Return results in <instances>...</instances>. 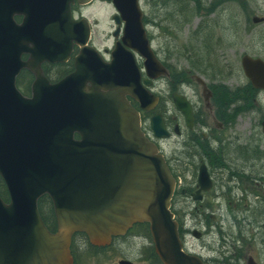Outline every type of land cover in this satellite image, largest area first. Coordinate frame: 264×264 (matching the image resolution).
Listing matches in <instances>:
<instances>
[{
	"label": "water",
	"instance_id": "obj_1",
	"mask_svg": "<svg viewBox=\"0 0 264 264\" xmlns=\"http://www.w3.org/2000/svg\"><path fill=\"white\" fill-rule=\"evenodd\" d=\"M42 1L35 0L36 16L27 14L19 26L12 16L20 0H0L5 3L0 14L5 16L6 28V62L0 79V171L13 197L10 205L0 200V264H71L68 248L73 231L86 230L92 241L99 242L101 236L118 233L140 219L154 222L159 253L167 260L171 254L163 241L168 242V234L159 229L173 181L155 146L142 136L126 99L131 94L144 101L133 55L128 56V77L126 65H119L115 55L112 63H102V68L98 65L91 72L78 64L87 76L75 73L45 86L39 79L30 101L20 99L14 88L21 51L38 56L39 65L52 57L53 44H70L74 38L87 41L88 35H69L74 23L69 7L74 0ZM115 3L126 21L125 42L149 58V67L155 58L138 0ZM75 131L83 140L74 139ZM44 192L51 193L62 225L56 235L38 213L37 199ZM175 249L170 246L176 264H186Z\"/></svg>",
	"mask_w": 264,
	"mask_h": 264
},
{
	"label": "rangeland",
	"instance_id": "obj_2",
	"mask_svg": "<svg viewBox=\"0 0 264 264\" xmlns=\"http://www.w3.org/2000/svg\"><path fill=\"white\" fill-rule=\"evenodd\" d=\"M225 0L219 5V10L214 14H198L195 5L190 0H165L162 2H155L157 5V13L163 12V16H168V21L163 23L164 28L169 26L174 32L173 36H164L160 30L161 38H159L157 32L158 29L155 28L156 36L154 45L158 47V52L160 57L171 66L178 68L179 70L190 69L196 71L199 74H205V68L201 71L195 70L192 67L190 56L194 54L193 65H199L203 56H207L208 53H204L205 48L209 45L211 40L212 49L214 47L212 32L218 27L217 39L222 40L221 48H218L216 54H218L221 59L222 56L225 60V70L218 73L217 77L220 78L221 82H225L228 86H237L239 82L243 81L241 67H240V56L242 47L245 41L251 43L256 39V36H247L245 34L246 28V13L251 12L259 16H264V0H247L249 2V9L246 10L243 5V0ZM242 1V2H240ZM208 4H212L213 0H207ZM168 5V8H164V11L159 8V5ZM164 7V6H163ZM151 12L150 4L147 1L144 2L145 12ZM115 12L113 7L108 6L107 3L97 1L94 4H90L86 9L87 16L92 19L94 16L99 18L98 25L94 27V33L96 35V44L101 47H109L113 45V37L106 39L105 37L109 32H112L115 27L114 22L111 20V15ZM149 12V13H150ZM151 17V13L149 14ZM175 19V20H174ZM158 21V19H155ZM223 21V22H221ZM114 24V27H113ZM240 26V30L239 27ZM230 27V30H229ZM254 27V26H252ZM104 30V33L102 34ZM197 44H200L201 50L198 49ZM257 48L253 50L255 55L264 56V41H261L258 37ZM191 48H195L201 56L197 57L199 53H196ZM192 51V52H191ZM186 54V57L179 56L181 53ZM52 74L56 77L60 73L57 70H52ZM63 73V71H62ZM207 79L213 83L217 78H212L210 75L206 74ZM155 92H167L168 86L164 81H158L153 88ZM196 90V89H195ZM195 99H197L195 97ZM162 145L164 150L167 152L169 157L175 154V142L174 140L163 141ZM264 173V171H263ZM226 229L239 230L238 225L233 222L232 217L225 216L221 217ZM215 226V230H216ZM247 236H249L248 227L245 228ZM212 234L206 236L205 240L196 242L191 240L196 245L203 243H209L212 241L210 238ZM209 241V242H208ZM262 261L264 264V247L259 244Z\"/></svg>",
	"mask_w": 264,
	"mask_h": 264
},
{
	"label": "flooded vegetation",
	"instance_id": "obj_3",
	"mask_svg": "<svg viewBox=\"0 0 264 264\" xmlns=\"http://www.w3.org/2000/svg\"><path fill=\"white\" fill-rule=\"evenodd\" d=\"M211 113L213 114V120L216 119L217 116H220V106L217 105L216 102H214V104L211 106ZM220 123L222 126L221 121ZM219 146L221 147L222 144H220ZM230 168L232 169V172L230 173L231 177L229 178V182L227 183V186H225L226 180L224 176H222L223 171H213L212 172L213 177H212V183H211L210 189L199 194V195H203V201L202 202L198 201L199 203H196L194 205V208L193 210H191V213L196 214L198 217L205 216L206 212L211 207L209 203L210 199H213V198L221 199L225 197H227V199L229 200V204L227 207L232 213H238L241 215L243 212L245 213L248 212L250 214L251 212L255 210V208H250V207L247 210L246 209L247 204H244L242 206L241 202L245 201L247 196L245 198H241V197L239 198L240 194L236 190H239L243 194H246V195L255 194L253 182L256 181V179L253 178L251 174L250 176H247V172H248L247 167L245 165L240 166L239 162L234 163L233 167H230ZM232 184L235 185L236 187L233 186ZM231 185H232V188L230 189ZM225 188L228 191L227 193H226ZM198 190H200V187H198L197 184H195L194 186L193 184H191L190 188L182 189L181 193H183L185 196H188L190 200H194L195 196L198 195ZM233 195L238 197L237 203H234L232 201ZM254 199H257V198L254 197ZM185 226H186V223L184 222L182 227L185 228ZM137 232H138L137 228H135L134 230H131L129 233L133 234ZM125 238L126 237H123V238L116 237V239L112 241L111 246L98 248L97 253L100 259L95 261V260H90L88 258V262L86 264H119L123 260L131 261L135 264H163L158 258L155 252V249L152 245L138 248L133 245L134 242L127 241L125 240ZM82 243H84L82 238L79 237L75 239L74 249L76 252L77 264H79L80 258L84 257L87 253L81 249ZM231 256H233L236 264H240L239 263L240 258H238L235 249L233 253L231 254ZM240 256L245 257L246 255L242 253L240 254ZM210 263L216 264L217 261H210ZM235 263H231L229 260H227L224 264H235Z\"/></svg>",
	"mask_w": 264,
	"mask_h": 264
}]
</instances>
